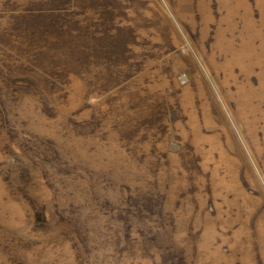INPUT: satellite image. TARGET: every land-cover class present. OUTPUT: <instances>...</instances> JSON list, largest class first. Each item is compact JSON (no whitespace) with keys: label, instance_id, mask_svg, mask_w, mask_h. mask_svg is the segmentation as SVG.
<instances>
[{"label":"rangeland","instance_id":"obj_1","mask_svg":"<svg viewBox=\"0 0 264 264\" xmlns=\"http://www.w3.org/2000/svg\"><path fill=\"white\" fill-rule=\"evenodd\" d=\"M0 264H264V0H0Z\"/></svg>","mask_w":264,"mask_h":264}]
</instances>
